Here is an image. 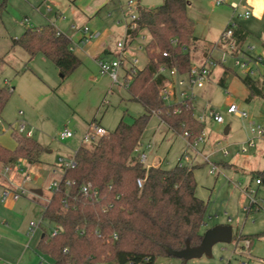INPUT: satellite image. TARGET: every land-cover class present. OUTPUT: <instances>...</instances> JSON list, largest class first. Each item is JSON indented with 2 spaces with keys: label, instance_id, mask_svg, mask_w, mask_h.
Segmentation results:
<instances>
[{
  "label": "rangeland",
  "instance_id": "374dc122",
  "mask_svg": "<svg viewBox=\"0 0 264 264\" xmlns=\"http://www.w3.org/2000/svg\"><path fill=\"white\" fill-rule=\"evenodd\" d=\"M163 1L125 0L124 11L126 16L136 14L138 5L157 7ZM187 1V13L195 23L197 38L196 48L191 50L192 67L206 65L210 68L203 87L195 90L194 101L195 116L204 122V138L197 144H190L184 135L160 126L159 116L152 114L142 134L141 147L148 155L145 166L159 164L163 168H172L181 157V163L194 166L195 193L206 203V226L201 228L218 223L229 224L233 227L234 238L231 243L214 245L211 255L204 254L186 261L158 256L154 264H240L241 261L264 264V183L258 184L255 175L264 169V135L253 134L249 125L254 121L264 130V97L248 98L249 91L242 81L244 74L233 66L231 58H227L225 65L213 67L205 55L212 51L213 57L220 59L221 53L212 48L220 41L227 26V23L223 24L227 9L215 6L214 0ZM47 4L51 6L50 3L40 5L39 0H7L0 11V56H4V61L0 62V85H5V80L15 83L16 76L24 71L27 51L18 45L13 46L12 39L19 37L26 27L38 26L36 16L54 15ZM76 25L90 28L88 22ZM73 30L77 33L76 29ZM63 32L74 40L67 30ZM124 37L114 36L111 43L114 51L117 50V42L123 41ZM149 39L146 29L130 39V54L139 60L137 68H142L148 61L145 46ZM75 52L82 58L79 50ZM115 57L105 56L109 61ZM83 62L63 82L59 80L57 67L51 62L54 78L50 71L45 76L49 84L40 83L45 92L40 88L32 93V100L38 104L34 109L25 107L26 102H30L26 97L21 99L15 94L11 95L4 108V112L14 120V123L7 122V126L16 128L25 123L27 129H32V137L42 144V150L38 162L21 161L22 171H18L16 164L12 166L13 171L6 173L7 179L14 180L17 186L26 190L19 200H1L4 180L0 178V264H54L51 257L41 255L37 250L40 237L50 234L56 224L43 216L44 207L53 193L50 186L62 178L65 163L72 161L74 151L91 132L90 124L99 123L110 132L124 114L125 121L131 122L135 116L145 112L140 102L130 99L123 84L124 66L115 82L108 73L101 71L99 65ZM224 66L232 68L226 75L222 69ZM167 103L172 104L173 101L168 100ZM232 103L239 110L246 111L248 117L241 118L229 112ZM210 111L222 115L224 122L214 121ZM64 127L74 135L62 140L59 134ZM8 138L15 141L10 133ZM251 140L254 146L249 147ZM83 145L93 148L94 142H84ZM246 147L247 150L243 151ZM34 169H38L43 177L42 184H38L37 179L24 183L25 175ZM0 170L4 172L1 165ZM5 184L9 185L10 180ZM36 188H40L43 194H36ZM249 190L255 193L249 194ZM31 221L38 225L34 231L29 230ZM240 234L253 238L250 250L243 247L242 239H238Z\"/></svg>",
  "mask_w": 264,
  "mask_h": 264
},
{
  "label": "trees",
  "instance_id": "16d2710c",
  "mask_svg": "<svg viewBox=\"0 0 264 264\" xmlns=\"http://www.w3.org/2000/svg\"><path fill=\"white\" fill-rule=\"evenodd\" d=\"M6 1L0 0V11ZM188 4L187 0H164L157 7H138L136 26L127 34L135 38L143 29L149 32L145 46L148 61L130 72L131 78L126 77V89L130 99L140 102L145 112L131 122L122 117L114 130L94 142L93 148L81 144L74 154V166L64 168L59 188L43 211L45 218L61 224L64 231L45 234L37 245L38 252L51 257L54 264H154L158 256H172L169 249L179 251L188 245H200L206 203L195 193L194 166L179 161L172 168L146 167L135 151L152 114L178 135L189 132L191 141L203 133L204 122L195 116L192 101L169 104L161 94L168 80L161 67L177 68L180 74L189 73L192 67L191 50L196 48L197 38L195 23L187 13ZM227 29L232 30L231 39L235 41L231 53L247 52L245 44L251 32L236 24H228ZM228 42L221 40L224 45ZM12 45L22 47L31 57L42 54L50 59L63 81L81 64L70 48L71 39L53 24L27 27L12 39ZM2 61L4 57H0ZM231 69L226 66L224 75ZM242 81L249 91L248 98L264 97L263 79L244 75ZM10 95V88L0 85V118ZM11 134L16 147L0 144V165L38 162L42 145L15 128ZM255 175L264 180V169ZM66 180L73 183L68 185ZM87 183L97 188V198L81 193V186ZM238 239L253 242L249 235Z\"/></svg>",
  "mask_w": 264,
  "mask_h": 264
},
{
  "label": "crops",
  "instance_id": "0c3cea01",
  "mask_svg": "<svg viewBox=\"0 0 264 264\" xmlns=\"http://www.w3.org/2000/svg\"><path fill=\"white\" fill-rule=\"evenodd\" d=\"M39 2H40V5L41 3H50L51 6L47 4L48 6H50L48 10L53 12L54 15L36 16V20L39 23L38 26H43L46 24H53L59 31L63 32L64 30H67V32L71 36H74L73 37L74 40L72 41V38L68 36L67 33L63 32L71 39L72 45L74 44L73 52L80 58L81 60L80 66L84 63L83 60H85L87 63L92 62L93 64L98 65L97 63L98 59L105 60L106 59L105 56H108V55L116 56L117 50L114 51L111 48V43L113 41L114 36L115 35H119V36L125 35L124 39L126 38L127 28H126V23L124 20L126 16V13L124 11L125 0H39ZM232 2H236L239 4L237 9H234L231 7L230 3ZM52 6H54V8ZM139 6L140 5H138V7ZM220 6L227 9V12L225 11V15H224L225 19H224L223 24H226V23L227 25L236 24V25H242L246 27L251 32L245 44L247 51L251 55H260V53L264 51V0H227L226 4L220 5ZM245 11H250L251 14L249 18H245L242 16ZM63 14L66 17L63 16ZM86 22H88V24L90 25L89 31L95 36L89 43H87L86 45H82L80 44V40L84 36L83 27H77L78 25L76 24H86ZM38 26H34V27H38ZM73 29H76L77 33H74ZM218 43H215L212 49L217 50L221 53V51L216 47ZM76 50L80 51L83 60L80 57V55H78L75 52ZM205 55L207 56L208 61L214 60L215 62H217L216 65L221 64L220 59L222 57V53H221L220 59H215L212 55V51L210 53H206ZM0 57H4V56H0ZM51 62L52 61L50 59H48L42 54H37L33 57H31L28 54V59L26 62L25 69L23 72H21L20 74L16 76L17 79H15V83H10V80L4 81V84L10 88L11 95L15 94L21 99L26 97L27 100L30 101L28 104L26 102L25 107L34 109L38 105V104L36 105L34 101L32 100V97H33L32 93L34 92L35 89L41 90L40 89L42 88L40 86L41 82L49 84L48 83L49 81L48 79H46L47 77L45 76H48L50 71L53 72L52 76L54 78L53 74L55 73V70L54 68H52L50 64ZM50 67H51V70H50ZM55 67L57 66L55 65ZM222 69L224 72L225 66ZM57 70H58L59 80L63 82V80L61 79L59 75V69L57 68ZM261 70L264 71V66L261 67ZM165 73L168 74L167 72ZM168 77H169V74H168ZM42 91L45 92L43 88H42ZM122 117L125 118V114ZM7 122L14 123V120L10 116H8L7 112L3 111L2 117L0 118V144H2L3 146L7 148L14 149L16 147V141L12 142L10 138H8V134L9 133L11 134L13 128L8 127ZM160 126L162 127L166 126L162 122L161 119H160ZM141 146H142V143H140L139 145L140 151L145 152L147 154L146 150L142 149ZM78 147L76 148V150L78 149ZM75 151H74V154H75ZM147 161H148V155H147ZM19 163L21 164V162ZM1 166L4 167L3 165ZM148 166H160V165L159 164H152V165L148 164ZM34 170L37 172V175H38L36 178L37 183L39 180H42L43 182V177L40 175V173H38V169H34ZM1 171L2 170H0V178H3L4 180V183L2 186H5L6 185L5 181L9 180V178L7 179L6 173L4 172L2 173ZM2 192H1V200L3 202H6L8 200L9 201L19 200V199L14 200L12 198L3 200ZM218 224H223V223H218ZM202 226H206V223L204 222ZM203 228L207 230L211 227L209 228L203 227ZM203 228H201V231L204 233ZM44 235L45 234H43L41 237H43ZM241 241L243 242V239ZM252 243H250L249 247L247 248L245 247V244L243 242L244 244L243 247L246 248L247 250H250Z\"/></svg>",
  "mask_w": 264,
  "mask_h": 264
},
{
  "label": "built area",
  "instance_id": "2783aa9c",
  "mask_svg": "<svg viewBox=\"0 0 264 264\" xmlns=\"http://www.w3.org/2000/svg\"><path fill=\"white\" fill-rule=\"evenodd\" d=\"M215 5L220 6L224 5L227 3V0H214ZM131 4V2H130ZM231 7L234 9H237L239 4L236 2L230 3ZM250 11H245L243 13V17L249 18L250 16ZM137 17L136 14H131L128 16H125V23H126V28L127 31L128 29L133 30L135 28V19ZM84 31V36L80 40V44L86 45L89 43L93 38L94 35L89 31V28L87 26L83 27ZM232 35V30L227 29L224 30L221 39L219 43L217 44V48L221 51L222 57L220 59L221 64H225L227 58H231L233 61V66L237 69H239L244 75H250V76H257L261 79L264 80V71L261 70V67L264 66V51L260 53V55H251L247 52H240L238 54H232L230 49L235 47V41L231 39ZM128 34L126 35V38L123 41H119L117 43V54L114 60L109 61V60H104V59H98L97 63L101 69L102 72L108 73L111 78L117 82L119 80V70L123 66L125 67V75H124V86L126 88L127 82H126V77L131 78V73L134 72L137 69V63H138V58L134 57L130 54L129 51V43L131 42ZM222 39H229V42L226 43V45L221 43ZM176 40H173L175 42ZM71 50L74 49L73 45H71ZM141 48V46H140ZM165 56L167 55L166 52L163 53ZM133 57V58H132ZM217 62L214 60L210 61V66H215ZM160 71L162 72H167L169 74L168 80L161 89V94L163 99L167 102L168 100H172V104H187V102L192 101L194 103L195 100V90L198 88L203 87L204 81L207 78V76L210 73V68H208L206 65H204L201 68H194L191 67L189 73L187 74H180L177 68H171V69H166L165 67H161ZM195 108V107H194ZM228 111L231 113H235L241 118H247L248 114L246 111L239 110L237 105L232 103L229 105ZM210 115L214 119V121L218 123H223L224 119L222 115L219 113H216L214 111H210ZM201 120V119H200ZM202 121V120H201ZM251 131L253 134H256L257 136H263L264 135V130L262 127L258 124H256L254 121H251L249 123ZM15 130L20 133L24 134L28 137L32 136V129H27L25 123L19 124ZM107 133V130L103 128L99 124H92L91 126V132L87 133L82 141L84 142H96L99 137L103 136L104 134ZM74 134L73 132L68 128L64 127L62 131L60 132L59 136L62 140L68 139L72 137ZM190 142V144H197L199 141H202L204 138V134L202 133L201 136H199L197 139L191 141L190 138V133L185 132L183 134ZM249 147L254 146V141L251 140L248 144ZM247 147L243 149V151H246ZM135 151L139 153L140 161L145 165L147 163V154L145 152H141L139 149V146L135 148ZM182 157L180 158V163H181ZM61 161H63L61 159ZM18 164V171H22V167L20 163ZM183 164V163H181ZM74 166V158L72 159L71 162L65 163V168L67 167H72ZM149 167V166H146ZM5 173H9L13 171L12 165H6L3 167ZM214 172V168L212 170V173ZM37 172L35 170H30L24 177V183L28 181H32L37 178ZM10 180L9 185H5L3 188L2 192V199L7 200L9 198H12L14 200L19 199L22 197V195L26 194V190L22 189V187H19L16 185L14 180ZM60 180L53 182V184L50 186L52 190H57L60 185ZM256 182L258 184H262L263 180L260 178H257ZM66 183L68 185H71L73 183L72 180H66ZM143 183V179H138V184L141 186ZM81 193L84 196H88L90 198H97L99 195V192L97 188L93 187L90 183L84 184L81 186L80 189ZM249 194L255 193L253 190L248 191ZM64 205L67 206L68 202L66 199H64ZM254 203V201H252ZM37 224L34 221L30 222V231H34V229L37 228ZM64 231V228L61 224L56 223L52 232L50 233L51 235H57L61 232ZM243 242L245 244V247H249L250 245V240L249 239H243ZM240 264H247L245 261H241Z\"/></svg>",
  "mask_w": 264,
  "mask_h": 264
},
{
  "label": "water",
  "instance_id": "95a60500",
  "mask_svg": "<svg viewBox=\"0 0 264 264\" xmlns=\"http://www.w3.org/2000/svg\"><path fill=\"white\" fill-rule=\"evenodd\" d=\"M228 132V129H225V133ZM42 180L38 181V184H41ZM264 183V180H263ZM36 194H42L40 188L34 189ZM234 238L233 227L229 224H218L209 229H207L204 234L202 241L199 246L192 247L188 245L185 249L175 251L168 250L169 254L184 260H189L192 258H199L202 255H211L214 245L217 243H231Z\"/></svg>",
  "mask_w": 264,
  "mask_h": 264
}]
</instances>
